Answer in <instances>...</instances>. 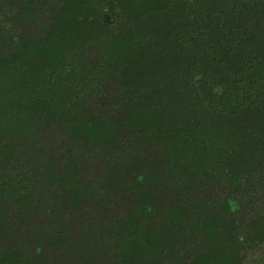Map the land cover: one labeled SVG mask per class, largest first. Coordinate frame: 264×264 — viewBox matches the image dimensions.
Here are the masks:
<instances>
[{"label": "trees", "instance_id": "1", "mask_svg": "<svg viewBox=\"0 0 264 264\" xmlns=\"http://www.w3.org/2000/svg\"><path fill=\"white\" fill-rule=\"evenodd\" d=\"M0 264H264V0H0Z\"/></svg>", "mask_w": 264, "mask_h": 264}]
</instances>
